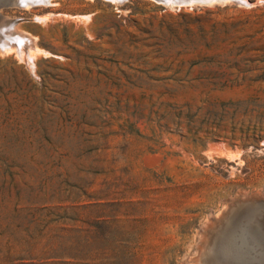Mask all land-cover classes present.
Segmentation results:
<instances>
[{"label":"rangeland","instance_id":"1","mask_svg":"<svg viewBox=\"0 0 264 264\" xmlns=\"http://www.w3.org/2000/svg\"><path fill=\"white\" fill-rule=\"evenodd\" d=\"M180 1L0 7V264H194L264 196V0Z\"/></svg>","mask_w":264,"mask_h":264},{"label":"water","instance_id":"2","mask_svg":"<svg viewBox=\"0 0 264 264\" xmlns=\"http://www.w3.org/2000/svg\"><path fill=\"white\" fill-rule=\"evenodd\" d=\"M11 2L0 0V7ZM208 224L194 264H264V196L234 197Z\"/></svg>","mask_w":264,"mask_h":264},{"label":"bare ground","instance_id":"3","mask_svg":"<svg viewBox=\"0 0 264 264\" xmlns=\"http://www.w3.org/2000/svg\"><path fill=\"white\" fill-rule=\"evenodd\" d=\"M42 1H43V0H41V2H42ZM181 1H182V0H181ZM181 1H180V2H181ZM37 2H38V0H37ZM37 2H36V3H37ZM183 2H184V0H183ZM183 2H182V3H183ZM176 3H177V2H176ZM34 5H35V4H34ZM167 5H168V2H167ZM177 5H178V4H177ZM181 5H182V4H181ZM15 6H16V5H15ZM20 7H22V6H20ZM22 8H23V7H22ZM24 8H26V7H24ZM1 16H2V15H1ZM4 17H5V16H4ZM4 17H3V18H4ZM0 18H1V17H0ZM9 18H10V17H9ZM9 18H8V19H9ZM10 19H11V18H10ZM3 24H4V23H3ZM0 25H2V24L0 23ZM5 25H7V24H5ZM2 26H4V25H2ZM2 26L0 27V29L2 28ZM7 26H8V25H7ZM16 27H17V26H16ZM17 29H19V28H17ZM19 30H20V29H19ZM19 30H18V31H19ZM2 31H3V29H2ZM21 32H22V31H21ZM0 33H1V31H0ZM2 33H3V32H2ZM26 34H27V32H26ZM4 35H5V33L2 34V36H4ZM13 35H14V34H13ZM14 36H15V35H14ZM29 36H30V35H29ZM4 38H5V37H4ZM9 38H10V37H8V39H9ZM11 38H12V37H11ZM11 38H10V39H11ZM13 38H14V37H13ZM2 39H3V37H2ZM14 39H15V38H14ZM14 39H13V41L15 42ZM7 41H8V40H6V42H7ZM9 41H10V40H9ZM13 41H12V42H13ZM29 41H30V40H29ZM32 41H33V40H32ZM18 44H19V43H18ZM25 44H26V42H25ZM32 44H33V43H32ZM34 46L36 47V45H34ZM9 48H10V47H9ZM11 48H12V47H11ZM35 49H36V48H35ZM32 53H33V52H32ZM32 53H31V55H32ZM33 54H34V53H33ZM29 55H30V54H29ZM31 55H30V57H31ZM33 56H34V55H33ZM31 60H32V59H31ZM32 61H34V60H32ZM33 63H34V62H33ZM28 64H29V63H28Z\"/></svg>","mask_w":264,"mask_h":264}]
</instances>
